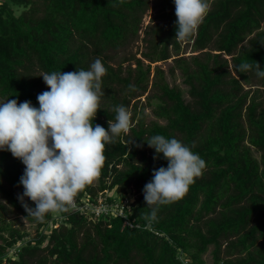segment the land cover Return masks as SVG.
<instances>
[{"label":"trees","instance_id":"16d2710c","mask_svg":"<svg viewBox=\"0 0 264 264\" xmlns=\"http://www.w3.org/2000/svg\"><path fill=\"white\" fill-rule=\"evenodd\" d=\"M209 3L210 11L187 42L196 50L219 52L203 51L205 58L195 57V67L174 58L193 101L187 102L183 90L171 86L164 69L156 66L153 84L158 92L147 96V105L157 98L153 113L165 123H147L145 107L139 109L136 103L131 110L136 124L106 145L98 183L75 197L80 206L85 196L96 201L108 190L124 198L136 189L138 195L124 214L98 216L71 207L43 220L28 216L18 199L24 192L20 178L25 166L11 152L0 151V197L42 229L17 257L5 258L7 248L26 234L3 222L0 264H207L204 255L210 246L212 264H264V89L250 95L240 80L255 77L264 86V78L254 71H237L244 60L258 62L264 70V0ZM149 5L150 0H0V97L31 101L38 108V94L50 90L41 75L88 70L99 57L107 74L93 123L107 129L115 106L129 110L131 99L148 91L151 64L169 59L172 50L178 55L181 49L175 40L174 0H156L164 22L149 39L151 49L144 56L150 63L144 66L137 58L136 68H129L126 75L122 65L111 63L110 50L137 35ZM224 54L231 56L236 75L227 69ZM129 85L136 90L130 91ZM157 134L180 140L207 167L183 199L160 206L152 219L146 215L151 209L143 189L154 169L168 165L162 153L157 156L151 148L148 155L145 150ZM252 146L261 152L259 158ZM24 201L35 207L27 197ZM0 208L6 206L0 202Z\"/></svg>","mask_w":264,"mask_h":264},{"label":"clouds","instance_id":"9594fccd","mask_svg":"<svg viewBox=\"0 0 264 264\" xmlns=\"http://www.w3.org/2000/svg\"><path fill=\"white\" fill-rule=\"evenodd\" d=\"M174 4L175 40L185 41L195 34L211 6L209 0H174ZM237 71H254L258 78H264V70L255 61H242ZM106 74L107 68L97 57L88 70L41 75L50 90L38 94V108L31 101H0V151L11 152L25 166L20 178L24 192L18 199L28 216L43 220L47 214L75 207L76 195L100 176L106 145L129 133L132 113L124 105L113 108L115 117L108 121L107 129L93 123L105 95L102 78ZM128 88L136 90L134 85ZM147 144L168 161L166 168L153 170L152 179L143 189L145 203L151 209L146 215L155 219L160 206L185 197L207 165L176 138L157 134ZM25 197L35 204L34 208L24 201Z\"/></svg>","mask_w":264,"mask_h":264},{"label":"rangeland","instance_id":"374dc122","mask_svg":"<svg viewBox=\"0 0 264 264\" xmlns=\"http://www.w3.org/2000/svg\"><path fill=\"white\" fill-rule=\"evenodd\" d=\"M155 1L156 0H150L149 8L143 13L140 29L137 35L129 37L128 40L122 46H120L117 49L110 50L109 52L111 55V63L116 67L122 65L124 75L128 73L129 68L132 69L136 68L137 58L142 60L144 66H147L150 63V60H148L144 56L145 52H149L151 49L150 48L151 44L149 42V39L152 38V35L154 34V29L164 22V20L159 18L158 8L155 6ZM21 10L22 8L17 9V13H20ZM262 28H264V22L262 23ZM180 43H181V49L178 52L179 53L178 55H176V52L172 50V56L169 59L153 62L151 64L152 73L150 75L148 91L145 92L142 96H137L131 99L129 111L131 112L132 107L136 103H138L139 109L144 106L147 123H149L152 120H157L161 123H165L164 120L157 118L153 113V109L155 108L156 104L159 102L158 99L153 98L151 100L150 105H147L148 104L147 96L149 94L154 95L156 92H158L157 91L158 88L153 84L154 73H155L154 69L156 68V66H160L162 69H164L165 71L164 79L168 81V83L171 86H178L179 88H181L183 90L184 98L186 99V101L192 102L193 97L189 93V85L185 82V75L183 73V70L177 65V62L174 58L181 57L190 66L195 67L194 58L199 57L200 60L204 59L205 53L203 51L208 50L212 54L219 52L211 48H207L204 50H196L195 48H193V42L188 43L187 40L180 41ZM247 43L248 41L246 40L245 44ZM224 57L228 58L229 60V66L227 67V69L231 72L230 74L236 75L235 71L233 70L231 56L224 54ZM173 68H174V72H172ZM240 80L245 90L247 89L251 90L250 95L254 94L257 88H260L261 90L264 89V86H261L259 80L256 79L255 77H252L250 82H246L243 79ZM0 101H5V99L0 97ZM134 124H136V122L132 121V125ZM150 149L151 148L149 146L145 148L148 155L150 154ZM252 151L256 157L258 158L260 157L261 152L256 147L252 146ZM93 183L97 184L98 179H95ZM114 193L118 195V192H114ZM132 194L133 196L130 197V200H132V197L135 198L136 195H138L137 190L133 189ZM0 202L6 206V208L3 209L0 208V225H2L3 222L12 224L13 227L19 228L20 230L25 232L24 234H26V237L24 236L23 239L17 241L11 247L7 248V253L5 255V258L8 257L15 258L18 256L17 254L18 251L21 249V247L25 246L27 242H29V240L35 238L42 229H38L35 222L29 221L28 219H26L25 216L21 215L17 209H15L13 206L9 204L7 200L0 197ZM44 231H47V227L44 229ZM212 248L213 246H210L208 252L204 255L207 260V264H212V253H211ZM4 261L6 260L4 259Z\"/></svg>","mask_w":264,"mask_h":264},{"label":"built area","instance_id":"2783aa9c","mask_svg":"<svg viewBox=\"0 0 264 264\" xmlns=\"http://www.w3.org/2000/svg\"><path fill=\"white\" fill-rule=\"evenodd\" d=\"M112 195H113L112 192L106 190L98 195L96 201H93L86 196L82 197L81 198L82 205L80 206H78L77 201L75 199V207L72 208L73 209L79 208L84 210L87 214L95 213L98 216L109 215V214H114V215L124 214L125 207L130 206L133 197L132 200H130L131 195L126 196L124 198L116 197ZM110 197H112L114 200H109Z\"/></svg>","mask_w":264,"mask_h":264}]
</instances>
